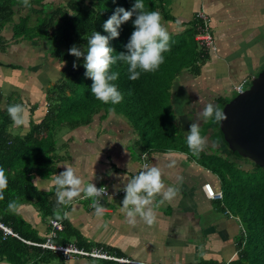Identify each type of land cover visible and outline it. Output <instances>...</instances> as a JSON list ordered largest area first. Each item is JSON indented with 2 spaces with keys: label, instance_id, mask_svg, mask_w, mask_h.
Segmentation results:
<instances>
[{
  "label": "crops",
  "instance_id": "obj_1",
  "mask_svg": "<svg viewBox=\"0 0 264 264\" xmlns=\"http://www.w3.org/2000/svg\"><path fill=\"white\" fill-rule=\"evenodd\" d=\"M53 2L42 0L41 5L30 7L15 2L0 5V106L18 98L27 107V125L15 128L17 133H26L32 119L40 122L44 118L48 88L60 78L62 67L53 57L50 43L34 33L31 35L35 37L17 36L16 29L24 20H29V27L40 26L57 5ZM199 11L210 18L217 50L210 52L200 76L183 72L175 80L171 101L183 135L187 138L191 124L198 123L208 141L202 152L211 155L218 150L212 141L215 120L206 121L200 113L208 103L230 101L237 95V85L253 79L264 68V0H175L171 5L179 23L194 20ZM166 27L170 32L182 31L174 23ZM102 115L89 126L61 133L58 150L63 160L57 175L70 164L85 185L93 183L116 192L124 189L127 179L137 175L145 163L157 164L166 186L176 187L178 194L155 209L156 222L148 225L139 217L135 224L127 222L120 211L125 195L101 198L107 211L97 218L91 207L95 198H85L82 193L74 201L77 211L68 219L82 237L122 251L126 264H228L236 259L241 222L229 210L224 211L222 200L208 198L203 189L210 183L222 191L219 176L181 151H151L145 159L139 137L128 121L113 112ZM173 161L175 164L169 167ZM51 181L41 179L42 183L36 184L40 190L49 191L55 187ZM160 199L157 196L156 203ZM20 212L41 236L47 237L49 222L43 221L33 207L24 206ZM67 264L104 263L75 257Z\"/></svg>",
  "mask_w": 264,
  "mask_h": 264
},
{
  "label": "trees",
  "instance_id": "obj_2",
  "mask_svg": "<svg viewBox=\"0 0 264 264\" xmlns=\"http://www.w3.org/2000/svg\"><path fill=\"white\" fill-rule=\"evenodd\" d=\"M174 1L143 0L147 11L160 12L165 27L174 23L182 31H168L171 50L164 53L165 61L156 71L142 72L138 80L132 81L127 64L117 62L112 66L111 71L120 74L116 84L124 97L116 105L104 104L92 95L93 81L85 75L83 58L78 60L69 50L74 45L86 47L87 39L94 31L108 36L103 24L116 9L130 10L136 0H65L53 7L40 26L29 27V20L17 26V36L27 37L34 33L50 43L53 57L63 66L60 78L48 88L44 118L40 122L32 119L26 133L7 131L12 124L7 106L23 102L17 98L6 106H0V166L7 170L9 176L5 199L0 201V222L17 234L5 235L0 228V264H67L59 253L36 245L45 242L46 237L39 234L20 210L9 212L7 204L18 198L24 206L33 207L43 221L49 222L50 230V220L56 219V186L49 191L40 190L36 179H51L59 173L63 157L58 150V139L63 131L89 126L97 115L103 114L104 117L110 112L128 121L139 137L143 153L185 152L217 174L222 182L223 209L238 217L242 227L237 239V258L228 264H264V169L253 162L255 167L252 170L237 167L236 162L245 158L228 149L217 122L213 127L212 141L218 150L211 155L200 152L199 156H194L176 123L171 101L173 84L183 72L193 77L200 76L210 52L195 40L197 21L179 23L172 14ZM12 2L21 5L23 0H0V5ZM29 4L41 5L42 0H29ZM134 20L135 16L121 25L118 38L110 39L109 46L114 49V56L127 52L125 45L135 30ZM74 64L78 67L74 68ZM227 103L228 100L221 99L217 105L223 109ZM59 221L64 229L53 240L55 244L74 242L87 250L101 248L115 257H125L120 250L86 241L68 219ZM100 261L104 264H126L114 260ZM200 264L219 263L203 261Z\"/></svg>",
  "mask_w": 264,
  "mask_h": 264
},
{
  "label": "clouds",
  "instance_id": "obj_3",
  "mask_svg": "<svg viewBox=\"0 0 264 264\" xmlns=\"http://www.w3.org/2000/svg\"><path fill=\"white\" fill-rule=\"evenodd\" d=\"M23 4L25 7H30L29 0H23ZM133 16H135L133 22L135 30L130 41L125 45L127 52L114 56V49L109 46L110 39L118 38L121 25L132 20ZM103 28L109 34L108 36L94 31L88 37L86 47L74 45L69 52L78 60L83 58L85 75L93 81L92 95L104 104L116 105L121 103L124 97L116 84L120 74L111 71L112 66L117 62L127 64L129 79L136 81L142 72H154L164 63V53L171 50V37L160 12L147 11L143 0H136L130 10L122 7L116 9L115 13L103 24ZM73 67L76 68L78 65L74 64ZM6 110L12 121L7 129L8 132L27 125V107L24 103L11 104ZM200 115L206 121L214 119L217 123L228 119L225 112L213 103L206 104ZM207 143V138L201 134L200 125L192 123L187 135V145L192 154L199 156ZM144 158L147 159V153L144 154ZM174 164L175 161L169 167ZM63 167L65 171L54 175L51 181L56 186L57 207L54 213L57 220L71 219L77 211L74 201L82 193L85 198H99L107 192L106 188H97L93 183L85 185L83 177L74 166L65 164ZM8 185V172L0 166V201L5 199ZM123 191L126 195L120 211L126 216L129 224H135L137 217L148 225L154 224L157 219L155 209L165 201H171L178 194L176 187L166 186L162 169L157 164L147 163L137 175L127 179ZM157 196L161 197L159 203H156ZM109 199H111L110 196ZM69 205H73L71 210H65ZM23 207L24 204L18 198L10 200L7 204V210L13 213L19 212ZM91 207L95 210L94 214L97 218H102L107 211L99 199H95Z\"/></svg>",
  "mask_w": 264,
  "mask_h": 264
},
{
  "label": "water",
  "instance_id": "obj_4",
  "mask_svg": "<svg viewBox=\"0 0 264 264\" xmlns=\"http://www.w3.org/2000/svg\"><path fill=\"white\" fill-rule=\"evenodd\" d=\"M222 110L228 119L219 128L228 149L264 169V68Z\"/></svg>",
  "mask_w": 264,
  "mask_h": 264
},
{
  "label": "built area",
  "instance_id": "obj_5",
  "mask_svg": "<svg viewBox=\"0 0 264 264\" xmlns=\"http://www.w3.org/2000/svg\"><path fill=\"white\" fill-rule=\"evenodd\" d=\"M194 19L197 21V34L195 36V40L199 44L200 47L207 50L208 52H215L217 50L216 39L212 32L211 25H210V18L204 11H199ZM252 79H245L239 85L235 87V91L237 94L242 93L251 83ZM144 157V156H143ZM97 188H106V194L102 197L95 198L100 199L103 197H120L126 195L123 189L118 190L116 192H112L107 187H97ZM205 194L208 198L213 200H222L223 199V192L217 191L213 188L210 183H206L203 186ZM0 228L4 231L5 235H13L17 236V234L13 231L12 228L4 225L0 222ZM64 229V225L61 221L57 219L50 220V230L47 234L46 241L38 246L51 250L55 253H59L64 261L69 262L71 259L75 257H87L93 259H105V260H114L120 263H126L128 260L125 258H118L110 255L106 251L101 248H92L91 250H87L84 248L79 247L75 243H68L64 245L55 244L53 240L56 238L57 234Z\"/></svg>",
  "mask_w": 264,
  "mask_h": 264
},
{
  "label": "rangeland",
  "instance_id": "obj_6",
  "mask_svg": "<svg viewBox=\"0 0 264 264\" xmlns=\"http://www.w3.org/2000/svg\"><path fill=\"white\" fill-rule=\"evenodd\" d=\"M53 1H55V2H53ZM52 2L54 3V4H56L57 3V5L58 4H60V3H62L63 1L62 0H52ZM167 29H168V27H166ZM63 65H61V67H62ZM60 67V68H61ZM258 75V74H257ZM248 88V87H247ZM14 131V133H15V129L13 130ZM16 133H17V131H16ZM248 163V164H247ZM236 166L237 167H242L243 169H247V170H252L253 169V167H255L254 165H253V163H252V161H249V160H246V159H241V161H237L236 162ZM36 183L37 184H41L42 182H41V179H36Z\"/></svg>",
  "mask_w": 264,
  "mask_h": 264
}]
</instances>
